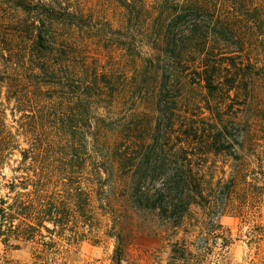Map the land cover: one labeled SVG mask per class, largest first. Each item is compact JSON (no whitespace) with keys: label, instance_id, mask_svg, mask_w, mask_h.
Wrapping results in <instances>:
<instances>
[{"label":"trees","instance_id":"16d2710c","mask_svg":"<svg viewBox=\"0 0 264 264\" xmlns=\"http://www.w3.org/2000/svg\"><path fill=\"white\" fill-rule=\"evenodd\" d=\"M256 140L264 0H0L5 251L66 264L61 242L100 243L97 216L127 204L169 229L173 264L228 254L220 218Z\"/></svg>","mask_w":264,"mask_h":264},{"label":"rangeland","instance_id":"374dc122","mask_svg":"<svg viewBox=\"0 0 264 264\" xmlns=\"http://www.w3.org/2000/svg\"><path fill=\"white\" fill-rule=\"evenodd\" d=\"M104 9L101 7L100 11ZM109 16H113L111 12ZM253 146L243 155L247 158V172L238 188V197L230 200L228 213L220 218L221 224L234 239L230 252H217L209 256L204 264H260L264 255V141H252ZM249 149V150H248ZM3 173L11 176L8 169ZM254 193L252 199L246 196ZM3 193H5L3 191ZM258 193H260L258 195ZM114 220L97 216L101 221L99 237L101 242L92 244L82 241L78 247H68L60 243V256L66 264H111V256L116 243L122 251L121 264H173L162 249L170 233L166 226L155 224L147 213L131 208L129 205L117 207ZM105 233L113 235L112 238ZM180 237V235L178 236ZM5 255L13 263L32 264L29 246L20 244L19 249L7 250L0 243V256ZM60 261V260H59Z\"/></svg>","mask_w":264,"mask_h":264}]
</instances>
